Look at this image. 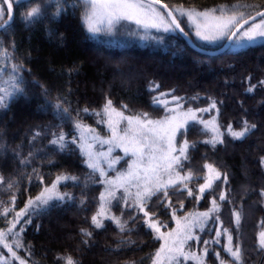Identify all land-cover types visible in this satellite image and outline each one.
Listing matches in <instances>:
<instances>
[{"label": "trees", "instance_id": "trees-1", "mask_svg": "<svg viewBox=\"0 0 264 264\" xmlns=\"http://www.w3.org/2000/svg\"><path fill=\"white\" fill-rule=\"evenodd\" d=\"M180 2L162 0V5L171 6ZM182 2L185 6L203 9L220 3L231 4L235 0ZM244 2L264 5V0ZM30 6L25 3L16 7L11 25L0 31V47L13 52L11 63L23 64L21 74L24 80L23 92L12 98L5 107H0V145H4L0 149V175L5 177L4 185H0V201L11 203L10 197L14 193L6 188V183L13 176L18 181L15 185V211L23 208L29 197H35L44 185L35 176L29 182L26 173H31L34 167L45 176L46 184H50L60 171L75 174L80 179L77 184L68 181L59 185L61 192L73 194L72 200H53L43 210H28L20 217L15 230L19 232L23 247L15 250L25 264H63L62 260L56 259L57 253H70L78 259L79 264H125L126 261L150 264L151 255L159 247V241L151 230L143 226L142 214L135 220L128 219L132 215L131 210H126L122 217L128 220L122 233L110 220L105 221L102 229H95L91 225L90 217L97 208L102 189V185L96 183L98 174L90 177V170L82 163L79 148L71 142L63 152L54 153L51 146L45 147L51 138L53 126L60 124L51 107L58 93L62 99L66 97L64 103L70 104L73 116L77 109H101L107 97L117 108L122 103L127 104L133 112H148L155 118L162 115L164 110L157 103L153 104V97H157V101L171 100V96L175 95L184 98L185 108L204 107L209 103L208 97L222 101L218 104L221 109L218 119L224 127L232 121L233 127L238 129L244 118L256 123V129L246 138L233 139L225 134V142L217 143L215 147L204 142L207 133L199 130L201 125L190 128L187 138L197 141L190 153L191 167L201 168L207 159L228 174V195L232 204L224 202L220 216L222 226L232 231L234 242L236 225L233 223L232 207L242 204L239 238L244 247V264H264V251L256 247V234L264 222V203L260 202L258 195L259 188L264 187V168L259 165V157L264 155V86L258 85L253 92H246L248 80L245 79L250 76L251 83L257 84L264 78V42L234 52L228 48L217 53L224 42L216 46L192 42L198 49L195 50L174 33L165 36L156 45L117 46L112 45L111 41H97L86 31L81 21L84 9L82 0H65L66 11L59 17L45 15L43 19L26 24L21 13ZM186 24L182 19L181 26L192 40ZM149 82L158 84V90H150ZM41 85L47 89L46 93ZM158 93L165 95L159 96ZM215 114V110H211L204 113L203 118L209 119L210 115ZM81 118L103 133V126L96 123L94 115L81 113ZM33 129L48 134L30 145ZM64 130L69 137L72 135L70 121L65 122ZM180 139L184 137L180 136ZM14 149L24 156L34 149L39 150V154L29 166L22 168ZM187 167L189 165L186 164ZM86 177L90 178L86 180ZM202 182V179L193 180L190 186L195 189L197 183ZM223 186L221 179L216 186L217 199ZM82 195L85 199L83 205L80 204ZM186 196L187 193L182 192L172 197L177 208L179 200H185V208L178 215L196 209L203 211L208 207L209 196H204L199 202L194 197L185 199ZM157 199L154 197L151 201L153 207L150 210H157ZM3 207L4 204H0V209ZM120 207L117 203L113 208L118 215ZM15 211L10 209L8 216L14 217ZM159 214L162 221H168L169 228L173 227L170 210L160 205ZM6 226V220L0 215V228ZM82 227L94 233L87 245L80 242L79 230ZM196 232L202 239H193L189 246L198 250L204 246V239L215 236L216 229L210 223L204 231L196 229ZM122 240L125 243L121 244ZM226 242L222 234L220 244L211 247L206 257L207 264H219L216 251L224 259H231L223 248ZM117 244H120L118 250L115 248ZM184 264L194 263L187 261Z\"/></svg>", "mask_w": 264, "mask_h": 264}, {"label": "snow or ice", "instance_id": "snow-or-ice-1", "mask_svg": "<svg viewBox=\"0 0 264 264\" xmlns=\"http://www.w3.org/2000/svg\"><path fill=\"white\" fill-rule=\"evenodd\" d=\"M25 3L31 4L22 11L21 18L26 24H32L45 15L57 18L66 11L65 0H0V31L7 29L14 19L16 7ZM162 0H84V9L81 12V21L86 31L92 35L99 33H113L116 26L123 21H132L136 25L144 28L162 29L164 32L179 29L184 33L181 26L182 18L187 17L190 25L194 26L196 37L205 41H215L221 37L233 41L235 46L244 47L255 43L257 40L264 42V5L247 3L244 0L235 2L220 3L212 7L198 9L194 6H185L182 2L174 3L171 6L163 4ZM7 17V19H5ZM187 35V33H185ZM14 42L12 47L14 48ZM13 52L7 48L0 47V107H5L8 102L24 88L22 76L23 64L11 63ZM71 71V70H70ZM246 92H253L258 86H264V78L252 84L250 76ZM44 88L45 93L47 89ZM150 90H158L159 85L149 82ZM171 92V90H169ZM164 96V93H158ZM198 97H193L197 99ZM66 99V97L64 98ZM64 99L58 93L51 104L53 115L60 120V124L53 126L48 140L53 152H63L71 142L79 148L82 163L90 170V177L98 174L96 183L102 185L96 210L90 217L91 225L95 229H102L105 221L110 220L119 232H124L128 220L122 217L126 210H131L132 215L129 220L139 218L142 214L143 226L150 229L154 238L159 241V247L151 255L150 264H184L189 260L195 264H207L206 257L210 254L213 244H220L223 234L226 243L224 250L231 259H224L219 251L215 252L219 264H244V247L239 238V228L242 219V204L240 207L233 205L232 217L236 225V239L229 228L223 227L221 220V210L223 203L232 204L227 187L228 174L222 172L214 163L204 160L201 168H193L191 150L195 149L197 141L187 138L190 128L201 125V132L207 133L204 142L213 147L217 143H224L225 134L233 139L246 138L256 129L257 125L246 118L241 121V127L234 128L233 122L229 121L224 127L219 122L220 107L213 97H208L209 103L201 108L192 106L184 107V98L172 95V104L164 103V113L153 118L148 112L135 111L129 109L127 104H121L120 108L114 106L113 101L105 98V103L101 109H89L87 107L77 109L75 116L72 115L70 104H65ZM157 97H153V104H156ZM215 110V115H210L209 119H204L203 114ZM84 115H94L98 125H105L108 135H101L96 127L87 124L81 118ZM72 124V135L64 130L65 122ZM56 129H59L57 131ZM46 131L33 129V134L29 138L32 145L39 138H42ZM183 136L184 139H180ZM4 145H0L2 149ZM20 146L18 145L17 148ZM115 149L121 150L125 157L130 156L126 169L116 171L114 176L108 175L109 170L115 171L120 156H114ZM14 155L19 159L20 167L24 168L32 163V160L39 154V150L29 151L26 156L16 151ZM189 167L185 168V165ZM105 165L107 167H105ZM259 165L264 168V155L259 157ZM29 182L35 176L44 185L35 197H29L23 208L15 211L16 202L15 185L18 183L15 176L7 180L6 188L13 191L10 197L11 203L0 201L4 207L0 209V215L6 220V227L0 228V245L7 249L8 253L20 264L25 261L14 250L23 247L19 239V232L15 229L20 217L26 211L43 210L53 200H72L73 194L61 192L59 185L61 182L72 181L79 183V177L65 171H60L50 184L45 183V176L33 168L31 173H26ZM90 177H86L87 180ZM195 189L190 186L193 180H201ZM223 180L216 198V186ZM5 177L0 175V185H4ZM186 192L187 198H193L199 202L204 196H209V204L203 211L198 209L186 211L178 215L180 210L185 208V200H179V207L175 206L172 200L174 195L179 196ZM258 195L260 202L264 203V187L259 188ZM156 200V211L150 210L153 205L151 201ZM85 199L81 196L80 204L83 205ZM119 203L120 214H116L113 208ZM163 205L166 210H170L171 220L174 227H168V221L160 219L159 207ZM15 211L14 217H9V210ZM28 221H25L27 223ZM212 223L216 229L215 236L204 239L202 248L192 249L189 242L193 239L199 241L202 237L196 232L205 230L208 224ZM163 229H167L166 231ZM23 225L20 226V232ZM131 231V229H128ZM81 243L89 244V240L94 233L89 228L82 227L79 230ZM11 234L12 241L8 236ZM125 243V241L120 242ZM131 243V241H128ZM120 244L115 248L118 250ZM256 247L264 251V222L260 231L256 234ZM56 259L62 260L63 264H79L77 258L70 253H57ZM9 258L0 252V264H8ZM125 264H134L126 261Z\"/></svg>", "mask_w": 264, "mask_h": 264}, {"label": "rangeland", "instance_id": "rangeland-1", "mask_svg": "<svg viewBox=\"0 0 264 264\" xmlns=\"http://www.w3.org/2000/svg\"><path fill=\"white\" fill-rule=\"evenodd\" d=\"M84 1V0H82ZM5 19H7V17H5ZM187 24L188 29L190 31L192 40L191 42L194 43H199L205 46H216L219 45L221 43H225L226 38L221 37L215 41H205V40H201L200 38L196 37L195 35V30H194V26L190 25V23L187 20V17H183L182 18ZM174 31H168V32H164L162 29L157 30L155 28H149V29H144L138 25L135 24V22L132 21H123L121 22L119 25L116 26V30L113 33H99L96 35H91L92 38H94L97 41H103V42H113L111 43L112 45H117V46H122V45H132L135 44L137 46H145V45H149V44H153L156 45L157 43H161L162 39L169 35V34H174ZM259 43H263L262 41L257 40L255 43L246 45L244 47H239V46H235L233 41L231 42L230 46H229V51H238L241 49H244L248 46H252V45H256ZM168 102L169 106H171L172 101L171 100H167V99H160L159 101H157V105L162 107L164 110V103L163 102ZM160 104V105H159ZM103 126V133H100L101 135H108V133L106 132V126ZM114 156H120L123 157V159L121 161L118 162L115 171L109 170L108 175H112L114 176L116 174V171H120L121 169H126L127 165H128V160L131 159L130 156L125 157V154L119 150V149H115L113 152ZM105 167H107L105 165ZM22 217V216H21ZM174 227V225H173ZM10 235L8 236L9 241H12V239L10 238ZM13 248L14 250L16 249L14 244H13ZM16 251V250H15ZM0 252H2L6 257L9 258L8 260V264H20L19 260H15V258H12L10 256V254L8 253L7 249L3 248L2 245H0ZM191 261V260H189ZM195 264L194 261H191Z\"/></svg>", "mask_w": 264, "mask_h": 264}, {"label": "water", "instance_id": "water-1", "mask_svg": "<svg viewBox=\"0 0 264 264\" xmlns=\"http://www.w3.org/2000/svg\"><path fill=\"white\" fill-rule=\"evenodd\" d=\"M159 7H163V5L161 4ZM13 21V20H12ZM175 33L190 47V48H193V49H195V50H198L192 43H191V41H190V39L188 38V36L187 35H185V32L184 33H181L180 31H179V29H176L175 30ZM230 42L231 41H229V40H227V42L224 44V46L220 49V50H218L217 51V53H219V52H223V51H226L227 50V48H228V46H229V44H230ZM201 52H203V53H206V54H211V53H209V52H204V51H201ZM212 54H215V53H212Z\"/></svg>", "mask_w": 264, "mask_h": 264}]
</instances>
